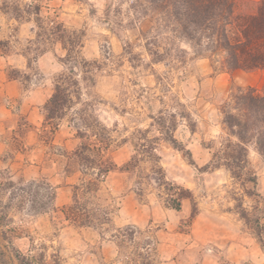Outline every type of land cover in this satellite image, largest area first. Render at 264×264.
Listing matches in <instances>:
<instances>
[{"label":"rangeland","instance_id":"obj_1","mask_svg":"<svg viewBox=\"0 0 264 264\" xmlns=\"http://www.w3.org/2000/svg\"><path fill=\"white\" fill-rule=\"evenodd\" d=\"M260 1L246 0V6ZM31 4L79 36L77 57L93 63L95 84L78 72L81 97L54 133L44 126L46 103L40 114L31 109L39 103L37 92L49 100L71 65L67 49L48 47L37 36L44 23L28 13ZM133 6L134 0H0V139L7 143L0 176L21 184L46 180L56 189L54 209L47 212L37 213L42 208L27 199L0 207V245L10 254L7 231L12 245L35 264H264V251L235 200L243 197L252 218L264 223L263 155L254 140L248 144L247 169L257 176L261 197L249 196L253 184L242 185L224 166L209 167L210 146L225 135L224 102L237 87L262 93L264 69L223 68L174 30L160 28L149 16L138 18ZM148 39L164 53L162 61L148 50ZM44 46L48 50L34 58L35 48ZM95 120L112 138L107 156L118 167L102 179L99 191L98 202L112 219L101 228L79 227L62 209L88 176L78 163L68 172L63 153L94 142ZM85 131L88 137L80 133ZM27 139L35 144L26 145ZM16 154L14 165H5ZM37 197L44 200V190ZM171 197L180 200L179 210ZM1 200L7 204L9 193ZM127 226L140 233L121 243L117 236Z\"/></svg>","mask_w":264,"mask_h":264},{"label":"trees","instance_id":"obj_2","mask_svg":"<svg viewBox=\"0 0 264 264\" xmlns=\"http://www.w3.org/2000/svg\"><path fill=\"white\" fill-rule=\"evenodd\" d=\"M134 1L133 8L138 18L149 16L151 20L159 23L160 28L174 30L177 33L176 37L184 38L193 47L195 46L197 54L202 55L207 52L212 61L222 64L223 68L228 70L264 69V0L251 8L246 6V0ZM29 7L31 9L28 13L32 11L37 21L44 23L39 25L42 30L37 36H41L48 47L51 44H60L67 49L65 60L71 65L68 74H61L57 78L54 92L44 105V126L50 127V131L54 133L67 111L72 108L75 99L81 97L82 85L78 76L82 74L78 72L86 74L82 76L83 81L95 84V77L90 69L93 63L77 57V48L79 49L83 44L79 36L76 37L74 34L70 36V31L63 23H57L49 17L42 16L38 4H31ZM147 43L148 50L158 61H162L165 57L164 53L156 48L153 50L149 39ZM48 47L35 48L37 53L34 58L47 51ZM180 52L185 53L184 50ZM90 72L91 74L87 75ZM222 110L225 135L221 136L218 144H211L210 148L213 152L209 167L224 166L242 185L253 184V190L250 188L246 191L249 196L261 197L260 193L255 191L258 184L257 176L247 167L248 144L253 140L264 157V91L260 93L253 87H237L229 100L224 102ZM98 123L95 120L94 130L90 134L91 138L95 137L94 142L83 143L71 154L63 153V156H67L70 160L68 172H72L71 166L78 163L85 169L83 171L85 176H88L75 185L71 204L65 205L62 209L65 219L79 227L101 228L112 219L111 210L98 202L99 191L102 179L118 167L107 156L112 145V138ZM80 133L88 137L86 131ZM170 141L174 143L175 139L172 137ZM20 182H14L12 176H0V207L2 209L7 210L16 200L23 203L26 199L31 202L32 207L42 208L37 213L54 209L56 189L51 183L46 180L29 184ZM40 190H44L45 199L39 203L37 196ZM6 193H9V202L2 204V196ZM235 197L239 215L249 225L264 251V223L259 217L252 218L254 214L244 207L243 197ZM168 200L175 202L171 205L173 208L177 210L181 208L180 200L177 201L172 197ZM5 214L3 212L1 219L4 220ZM138 232L139 230L134 226H127L121 229L117 237L120 238L121 243H124L134 239ZM3 238L10 244L11 250L7 255L0 245V264H7L9 260L11 264H35L32 257L22 254L12 245L7 231L3 232ZM151 242L154 244L156 240H148L147 244L150 245Z\"/></svg>","mask_w":264,"mask_h":264},{"label":"crops","instance_id":"obj_3","mask_svg":"<svg viewBox=\"0 0 264 264\" xmlns=\"http://www.w3.org/2000/svg\"><path fill=\"white\" fill-rule=\"evenodd\" d=\"M37 97L39 98V103H37V105L36 106H34V107H32V109H31V113L33 114V113H39L40 112V110H41V107L46 103V101L48 100V96H44V95H40L38 92H37ZM6 113V112H5ZM2 114H4V110L2 109V108H0V115H2ZM40 114V113H39ZM5 115H7V113L5 114ZM37 115V114H36ZM35 117H37V116H35ZM5 140H3V139H0V155L1 154H3V156H5V151L7 150V143H6V141L4 142ZM34 145L35 144V140H30V139H27V142H26V145ZM30 150L31 151H33V150H35V148L34 147H32V149H31V147H30ZM18 154H21V153H18ZM18 154H16L15 155V157L14 158H10L9 160H8V162H6V161H4V163H5V165H8V166H13L14 165V163L19 159V155ZM35 164V163H34ZM32 167V166H31ZM30 167V168H31ZM6 168H8V167H6Z\"/></svg>","mask_w":264,"mask_h":264}]
</instances>
